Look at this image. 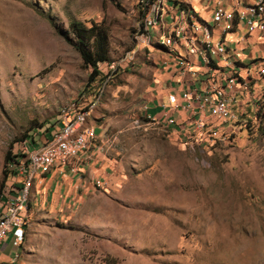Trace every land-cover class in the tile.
<instances>
[{
	"label": "rangeland",
	"instance_id": "374dc122",
	"mask_svg": "<svg viewBox=\"0 0 264 264\" xmlns=\"http://www.w3.org/2000/svg\"><path fill=\"white\" fill-rule=\"evenodd\" d=\"M73 20L107 35L89 119L103 150L75 203L30 208L14 264H264V76L215 134L188 139L146 118L171 55L140 37L139 0H0V198L13 180L7 154L64 105L94 97Z\"/></svg>",
	"mask_w": 264,
	"mask_h": 264
},
{
	"label": "built area",
	"instance_id": "2783aa9c",
	"mask_svg": "<svg viewBox=\"0 0 264 264\" xmlns=\"http://www.w3.org/2000/svg\"><path fill=\"white\" fill-rule=\"evenodd\" d=\"M139 1L144 19L140 37L148 45L164 48L171 55L164 63L173 64L179 75L192 77V82L184 81L180 93L186 101L184 107L191 113L190 127L183 130L186 137L191 139L195 131L212 135L224 122L235 121V109L244 90L255 79V73L264 76V0H208L207 14L189 0ZM236 32L241 33L234 41L227 39ZM252 42L258 43L260 53L246 62L242 55ZM91 84L93 99L86 96L64 105L44 129L18 143L10 163L13 180L0 198V245L8 238L14 246L23 242L31 195L40 175L53 168L80 171L81 166L101 154L100 134L89 119L104 87ZM173 102L170 107H179L175 98ZM146 118L158 121L152 116ZM168 122L171 125L175 120L170 118ZM0 264L12 263L0 259Z\"/></svg>",
	"mask_w": 264,
	"mask_h": 264
},
{
	"label": "crops",
	"instance_id": "0c3cea01",
	"mask_svg": "<svg viewBox=\"0 0 264 264\" xmlns=\"http://www.w3.org/2000/svg\"><path fill=\"white\" fill-rule=\"evenodd\" d=\"M194 1L195 0H189V2L192 3L198 10H206L205 4L208 0H199V2H197L198 6L201 8H198L196 6L197 3H194ZM214 1L215 0H210V2ZM205 14H207V10ZM231 34L234 33H230L229 35ZM229 35H227V39L234 41L231 38H228ZM256 37V35L253 36L252 41L256 39ZM256 45L258 46V43H256ZM250 52L251 49L248 48L242 55L244 61L249 62L252 60V55H249ZM158 65L161 66L160 74L162 77V80H158V86H156V88H158V97L152 101L146 115L155 117L158 122H162L166 125L169 124L168 119L173 118L175 122L168 125V127L172 128L176 132L183 133L184 129L186 130L190 127L189 121H191V113L184 107L186 101L180 96V93L185 87L182 85L184 81L192 82L190 80L192 77L189 75L188 77L186 76L183 78L174 69L173 64L170 62H158ZM194 68H198V66H194ZM174 98L179 104V107L177 108L170 107V105H174ZM96 158L99 157H95V159L88 162L85 166H81L80 171H74L71 168H67L64 171L53 168L50 172L40 175L35 182L32 201L29 208H35V206L37 207L41 205L47 206L50 210H59L60 207H63L64 205L75 203L78 196V179H80L85 171L88 172V174H94L96 172L94 167L95 164L98 163H95ZM65 200L67 201V204H64ZM11 244L13 245V242H11L8 238L0 245V259L14 264L15 261H17L18 256L17 254H15V256L12 255L11 249L13 247ZM18 264H23V262H18Z\"/></svg>",
	"mask_w": 264,
	"mask_h": 264
},
{
	"label": "trees",
	"instance_id": "16d2710c",
	"mask_svg": "<svg viewBox=\"0 0 264 264\" xmlns=\"http://www.w3.org/2000/svg\"><path fill=\"white\" fill-rule=\"evenodd\" d=\"M71 29L76 37V47L80 51L84 62L92 67V72L89 75L88 83L91 87L96 78L100 75L99 63L107 61L109 59L108 48H107V35L106 33L97 28L96 24L92 26H86L80 21L73 20L71 22ZM93 39V50L90 46V41ZM264 107V104H263ZM29 136V135H28ZM31 141H34L31 138ZM7 159L10 161L13 159V153L7 154ZM117 264L116 259H107L105 264Z\"/></svg>",
	"mask_w": 264,
	"mask_h": 264
}]
</instances>
